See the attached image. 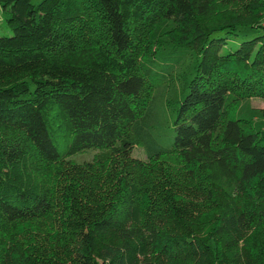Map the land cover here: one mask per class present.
<instances>
[{
    "label": "trees",
    "instance_id": "16d2710c",
    "mask_svg": "<svg viewBox=\"0 0 264 264\" xmlns=\"http://www.w3.org/2000/svg\"><path fill=\"white\" fill-rule=\"evenodd\" d=\"M0 7V264H264V0Z\"/></svg>",
    "mask_w": 264,
    "mask_h": 264
},
{
    "label": "rangeland",
    "instance_id": "374dc122",
    "mask_svg": "<svg viewBox=\"0 0 264 264\" xmlns=\"http://www.w3.org/2000/svg\"><path fill=\"white\" fill-rule=\"evenodd\" d=\"M38 0H32V2H37ZM7 13L3 12L0 7V35L9 36L12 34V30L6 25ZM252 34V33H250ZM235 45L238 43V39L234 40ZM234 45V46H235ZM232 46V47H234ZM187 58H183L174 66V70L171 71V75L166 76V81L158 86L154 91L153 102L150 107L149 118L146 119L144 123L145 144L143 146H136L132 149L131 155L139 159H146L148 154L152 150H158L169 146L174 137L172 120L173 116L169 107L165 105V98L167 96L173 97L175 92L180 95L182 91V85L177 81L176 77L181 71V68L187 63ZM170 79V80H169ZM170 83L171 80L174 81L176 85V90L167 87V81ZM183 83V82H182ZM249 106L252 108H264V99L262 98H251L249 100ZM97 149L88 148L82 152H78L68 156L75 162H83L92 160Z\"/></svg>",
    "mask_w": 264,
    "mask_h": 264
}]
</instances>
